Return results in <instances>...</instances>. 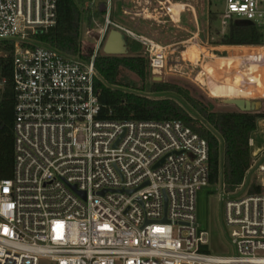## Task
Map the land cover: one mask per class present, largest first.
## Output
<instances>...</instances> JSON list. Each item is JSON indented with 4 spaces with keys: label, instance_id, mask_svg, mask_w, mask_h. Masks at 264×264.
Segmentation results:
<instances>
[{
    "label": "built area",
    "instance_id": "2783aa9c",
    "mask_svg": "<svg viewBox=\"0 0 264 264\" xmlns=\"http://www.w3.org/2000/svg\"><path fill=\"white\" fill-rule=\"evenodd\" d=\"M220 1L223 27L239 19L264 28V0ZM105 4L98 40L70 55L36 37L56 25L58 0H0V41L16 45L15 159L12 176L0 178V264H264V148L253 152V134L248 191L240 193L245 179L233 191L219 183L235 253L217 255L204 250L209 234L197 217L198 192L211 185L207 139L179 119L101 117L95 60L112 28L142 43L154 77L171 71L172 53L171 44L115 21L113 1ZM159 4V16L174 14ZM206 57L193 64L195 80L210 75ZM224 71L238 73L229 64ZM239 74L257 83L252 72ZM6 83L0 75V93Z\"/></svg>",
    "mask_w": 264,
    "mask_h": 264
},
{
    "label": "trees",
    "instance_id": "16d2710c",
    "mask_svg": "<svg viewBox=\"0 0 264 264\" xmlns=\"http://www.w3.org/2000/svg\"><path fill=\"white\" fill-rule=\"evenodd\" d=\"M85 0H58L57 23L47 32L36 35L42 42L70 55L82 54L81 31L85 16L90 24L93 17L105 13L102 4L85 8ZM113 2L115 0H112ZM94 9V13L92 10ZM128 53H99L95 65V81L101 104V117L115 120L179 119L207 139L210 147V184L221 182L227 191L243 183L252 164L250 138L257 129L264 110L218 111L209 102L196 97L189 88L174 82L149 79L150 63L144 46L127 36ZM226 45H264V28L245 20H231L227 34L220 42ZM16 45L0 41V75L7 79L0 93V178H9L14 169L15 90L13 61ZM85 57H89L86 55ZM124 69L139 76L141 84L122 77ZM154 93L172 96L155 97ZM208 251L207 247H204Z\"/></svg>",
    "mask_w": 264,
    "mask_h": 264
},
{
    "label": "rangeland",
    "instance_id": "374dc122",
    "mask_svg": "<svg viewBox=\"0 0 264 264\" xmlns=\"http://www.w3.org/2000/svg\"><path fill=\"white\" fill-rule=\"evenodd\" d=\"M102 0H85L82 4L85 8H93L101 3ZM94 2V3H93ZM184 3L193 5L197 10L198 23L195 19V14L190 9L182 11L181 21L179 26L173 27L174 33H170L165 38L168 44H171V54L168 57V67L171 69L169 73H164V82H174L181 84L191 90V92L206 102L212 104L213 108L218 111H232L239 110L235 105L226 103L227 98H247L262 103L261 109L264 110V59L260 60L261 68L257 62H243L241 63V56L250 55V51L255 49L259 52V57L264 58V45H247L238 46L225 50L219 46L223 37L227 34L229 24L223 27L219 17V11L222 8L220 0H183ZM112 18L117 22H123L125 13L121 11L118 3L113 4ZM105 11V10H103ZM94 13V9L92 10ZM106 12L93 17L92 24L89 23L85 16L81 38L84 46H89L92 41H97L99 38V28L105 22ZM238 20V19H233ZM231 21V20H230ZM127 37V35H126ZM130 37V36H129ZM159 40L156 37H153ZM160 41V40H159ZM165 43L164 41H160ZM237 53L233 66L239 70V73L249 74L246 77L251 78V72L254 80L257 83L244 82L240 79V74H227L224 71L226 64H220L218 56L231 55L232 52ZM103 53V50L101 51ZM249 53V55L247 54ZM206 54L205 62L203 63L204 71L210 72L208 76L202 74L199 80H195L196 67L195 63H201L202 54ZM232 56H226L228 58ZM253 58V57H252ZM218 62L216 66H223L222 72L217 74L216 67L213 65ZM231 63V62H230ZM229 62L227 64L230 65ZM213 69V71H212ZM250 72V73H248ZM222 74V76L220 75ZM233 75V76H232ZM230 78H229V77ZM239 76V77H238ZM122 77L130 80H135L141 84L138 75L124 69ZM158 77V76H157ZM226 78V79H225ZM149 79L154 82V75L150 70ZM235 79V80H234ZM224 81V82H223ZM231 81V82H230ZM234 81V82H233ZM240 81V82H238ZM228 82V83H227ZM261 82V86H260ZM231 83V84H230ZM237 83V84H235ZM240 83V84H239ZM239 85V87H237ZM248 86V87H247ZM260 86V87H259ZM246 87L248 90H246ZM238 88V89H237ZM239 88H244L239 89ZM155 97L172 96L170 93H154ZM254 134H260V143L264 142V118H260L257 123V129ZM252 176L249 174L245 177V185L240 193L248 191V183ZM222 189L220 184L208 185L198 192L197 199V217L200 230L208 231L210 253L217 255H232L234 254V247L228 238V229L224 226L222 205H221ZM39 264H57L48 257H41Z\"/></svg>",
    "mask_w": 264,
    "mask_h": 264
},
{
    "label": "crops",
    "instance_id": "0c3cea01",
    "mask_svg": "<svg viewBox=\"0 0 264 264\" xmlns=\"http://www.w3.org/2000/svg\"><path fill=\"white\" fill-rule=\"evenodd\" d=\"M160 1L165 7L171 6L172 9L175 4L184 3L183 0H115L113 4L118 3L120 5L121 11L125 13L123 18L124 21L119 22L120 24L134 30L138 34L148 37H156L160 41L165 42L167 40L162 37H166L170 33L175 34L172 29L175 26H179L178 24L181 21L183 12H179V8L177 13L174 12V14L171 15L170 13H165L164 11L162 15L159 16L157 10H159ZM192 11L195 14V19L198 23L197 10L194 6ZM219 46L225 50H229L233 47L236 48L238 46L241 47L246 45H226L220 43ZM224 56H220L218 59ZM218 62L214 63V65L219 64ZM221 67L222 66H220V68ZM219 71L222 72L223 70L221 69Z\"/></svg>",
    "mask_w": 264,
    "mask_h": 264
},
{
    "label": "water",
    "instance_id": "95a60500",
    "mask_svg": "<svg viewBox=\"0 0 264 264\" xmlns=\"http://www.w3.org/2000/svg\"><path fill=\"white\" fill-rule=\"evenodd\" d=\"M106 4H102V9L105 10ZM247 22L252 23L251 21L247 20ZM126 35L124 32H122L119 29L112 28L108 34V37L106 39V42L103 47V51L107 55H125L128 53V48H127V40H126ZM155 81H162L163 77L158 76L154 77ZM226 103L235 105L240 111L243 112H255L258 111L260 102L252 100V99H247V98H227ZM254 147H253V152L257 153L261 149L264 148V142L260 143L259 137L260 134H254ZM74 189L76 187L74 186ZM133 190L130 191L132 193ZM83 195H85L84 192H80ZM166 206H167V200H166Z\"/></svg>",
    "mask_w": 264,
    "mask_h": 264
},
{
    "label": "bare ground",
    "instance_id": "6f19581e",
    "mask_svg": "<svg viewBox=\"0 0 264 264\" xmlns=\"http://www.w3.org/2000/svg\"><path fill=\"white\" fill-rule=\"evenodd\" d=\"M181 7H184V8H186V9H190V10H193V6L191 5V4H188V3H178V4H175L174 5V7H173V10H174V12H178L179 11V8H181ZM239 51H241V50H237V51H235V53L234 52H232V54L231 55H226V56H232V57H228V58H220L219 60V62H220V64H227V62H231L230 63V66L232 67L233 66V63L232 62H234L235 61V59H237L236 57V55H237V53L239 54ZM237 52V53H236ZM247 54L249 55V53L247 52ZM250 55L253 57V58H256V57H258L259 58V52L258 51H256L255 49H253L252 51H250ZM226 56H224V57H226ZM220 56H218V58H219ZM242 58H240L241 59V63H243V62H246L245 60H244V58L246 57V56H241ZM245 59H247V58H245ZM257 64H258V66H259V69L261 68V64L259 63V62H257ZM214 65V64H213ZM215 67H216V71H217V73L219 72V70H221L222 69V67L220 68V66L218 67V70H217V66L215 65ZM233 68L234 69H236L237 71H238V73H239V70L236 68V67H234L233 66ZM223 70V69H222ZM212 71H213V69H212ZM237 73V74H238ZM236 74V73H235ZM221 75V74H220ZM222 76V75H221ZM229 77V76H228ZM239 77V76H238ZM230 78V77H229ZM226 79V78H225ZM240 79H241V77H240ZM235 80V79H234ZM224 82V81H223ZM231 82V81H230ZM234 82V81H233ZM238 82H240V81H238ZM228 83V82H227ZM231 84V83H230ZM235 84H237V83H235ZM240 84V83H239ZM260 86H261V82H260ZM259 86V87H260ZM237 87H239V85L237 86Z\"/></svg>",
    "mask_w": 264,
    "mask_h": 264
},
{
    "label": "snow or ice",
    "instance_id": "6c2138e0",
    "mask_svg": "<svg viewBox=\"0 0 264 264\" xmlns=\"http://www.w3.org/2000/svg\"><path fill=\"white\" fill-rule=\"evenodd\" d=\"M157 231H161V230L158 229Z\"/></svg>",
    "mask_w": 264,
    "mask_h": 264
}]
</instances>
